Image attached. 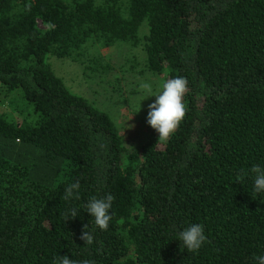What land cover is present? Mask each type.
<instances>
[{
    "label": "trees",
    "instance_id": "16d2710c",
    "mask_svg": "<svg viewBox=\"0 0 264 264\" xmlns=\"http://www.w3.org/2000/svg\"><path fill=\"white\" fill-rule=\"evenodd\" d=\"M116 44L139 45L143 68L159 75L157 93L168 79H187V115L167 143L146 116L143 141L123 147L108 113L47 61L106 71ZM0 81L37 116L0 112V264L63 255L257 264L264 255V193L250 172L264 168V0H0ZM77 181L79 199L65 201ZM108 194L112 220L100 230L86 205ZM192 224L207 237L197 252L179 239ZM85 225L91 245L79 238Z\"/></svg>",
    "mask_w": 264,
    "mask_h": 264
},
{
    "label": "rangeland",
    "instance_id": "374dc122",
    "mask_svg": "<svg viewBox=\"0 0 264 264\" xmlns=\"http://www.w3.org/2000/svg\"><path fill=\"white\" fill-rule=\"evenodd\" d=\"M109 58L110 66L106 71L95 69L91 73L68 57L49 55L47 61L70 91L85 96L108 113L121 135L123 147H134L146 135L144 118L148 105L154 99L153 96L143 100L145 93L139 84L150 83L153 92L157 93L160 78L158 74L143 68L139 45L128 48L125 44H116L110 48ZM0 112L13 120L24 118L34 121L37 117L22 97L20 89L9 87L1 81Z\"/></svg>",
    "mask_w": 264,
    "mask_h": 264
},
{
    "label": "clouds",
    "instance_id": "9594fccd",
    "mask_svg": "<svg viewBox=\"0 0 264 264\" xmlns=\"http://www.w3.org/2000/svg\"><path fill=\"white\" fill-rule=\"evenodd\" d=\"M139 88L144 91L143 98L155 97V101L148 105L147 124L158 133V141L167 143L173 134L178 130L187 115V105L184 102V97L188 93V81L185 77H176L162 82L161 91L153 92L150 83L141 82ZM140 110V109H139ZM130 127H134L130 126ZM243 171V170H242ZM250 172L253 174L254 191L264 193V168L259 165H254ZM247 173H244L246 176ZM243 179V176L238 177V181ZM80 183L77 181L67 185L64 189L63 199L65 201L79 199ZM114 196L106 195L104 198L92 197L86 205L87 213L94 218L95 225L100 230H107L109 223L112 220L110 208ZM70 218L77 216V210L71 209L69 212ZM66 217V220L70 219ZM84 245L93 243V235L87 231V225L79 237ZM179 239L182 242L181 248L188 252H197L204 243L207 237L204 234V228L201 224H192L190 227L179 233ZM257 264H264V255L255 257ZM53 264H92L90 261L77 262L69 258L67 255L57 256L53 260Z\"/></svg>",
    "mask_w": 264,
    "mask_h": 264
}]
</instances>
